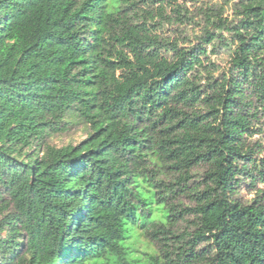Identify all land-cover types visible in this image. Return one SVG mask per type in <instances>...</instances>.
Segmentation results:
<instances>
[{
    "label": "trees",
    "instance_id": "trees-1",
    "mask_svg": "<svg viewBox=\"0 0 264 264\" xmlns=\"http://www.w3.org/2000/svg\"><path fill=\"white\" fill-rule=\"evenodd\" d=\"M175 1L0 0V264H264V0Z\"/></svg>",
    "mask_w": 264,
    "mask_h": 264
},
{
    "label": "rangeland",
    "instance_id": "rangeland-1",
    "mask_svg": "<svg viewBox=\"0 0 264 264\" xmlns=\"http://www.w3.org/2000/svg\"><path fill=\"white\" fill-rule=\"evenodd\" d=\"M240 0H176V5L183 7L187 13L186 16L190 19V22L185 23L184 26H173L168 27L164 30V35L167 33H174L175 35L182 32L181 37H184L185 46H194L198 43L199 38L203 37L204 30H209L213 32V29L206 25V15L210 13L219 14L222 19H225L229 25L233 23L236 24L237 18L234 16L235 5ZM174 6L171 5V8H167V15L170 17L173 16L171 9ZM179 27V28H178ZM167 32V33H166ZM179 32V33H177ZM177 33V34H176ZM223 36H226V32H222ZM208 53L209 62L213 63L218 67V72H226L230 68V58L229 52L224 50L222 46L216 44L214 47H205ZM214 51L213 53H210ZM217 74H215L216 76ZM87 129L85 126L79 123H75L70 126L65 133L51 136L47 139L46 143L49 146L61 148L65 146H75L85 139ZM257 138L253 139V141ZM259 158L264 157V151L258 154ZM258 187H261L260 185ZM238 198L246 203L249 202L252 198V192L248 191L246 186H243L240 190ZM145 246V241L139 242L135 245V249L138 252H143ZM201 246L200 248H202Z\"/></svg>",
    "mask_w": 264,
    "mask_h": 264
}]
</instances>
